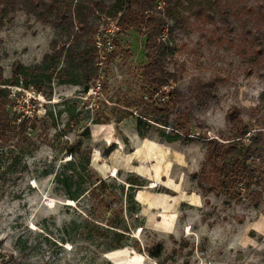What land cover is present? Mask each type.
<instances>
[{"label":"rangeland","instance_id":"1","mask_svg":"<svg viewBox=\"0 0 264 264\" xmlns=\"http://www.w3.org/2000/svg\"><path fill=\"white\" fill-rule=\"evenodd\" d=\"M259 1L264 2L231 0L253 9ZM95 9L89 23L104 26L111 17ZM120 30L119 26L110 41L112 49L83 92L84 83L73 84L63 76V68L72 67L65 60L67 45L59 57L52 56L64 37L21 10L1 26L3 77L18 62L26 76L37 67L35 77L41 84L40 91L10 86L13 108L28 117L36 115L46 131L22 161L16 151L0 149V264H264V148L252 162L255 171L248 189L201 192L195 182L207 140L229 135V109L238 111L250 132L264 131V102L259 97L264 60H248L237 29L223 32L184 14L180 26L163 34L170 47L164 64L172 78L161 93L172 86L190 92L194 83L212 79L213 96L199 108L196 94H190L193 105L185 128L175 131L180 139L166 142L160 134L172 133V128L140 120L141 132L136 129L141 102L149 101L140 75L144 37L142 31ZM84 39L75 44L78 50ZM45 53L50 57L43 60ZM50 65L55 68L47 82L45 67ZM84 71L74 68L71 79L80 81ZM118 100L134 105L126 108ZM118 117L122 118L115 122ZM105 118L107 123L96 122ZM84 126L89 133L82 139L91 149L89 166L99 177L116 183L128 175L143 180L134 193L138 209L131 219L125 217L131 230L123 248L105 251L100 232L85 222L94 217L87 213L89 201L69 202L54 185L57 164L68 158L61 145ZM45 168L50 173L43 174ZM133 219L139 227H132ZM135 241L139 251L133 249ZM155 246L157 258L152 256L158 253Z\"/></svg>","mask_w":264,"mask_h":264},{"label":"trees","instance_id":"2","mask_svg":"<svg viewBox=\"0 0 264 264\" xmlns=\"http://www.w3.org/2000/svg\"><path fill=\"white\" fill-rule=\"evenodd\" d=\"M158 4L161 5L160 8H157ZM95 8L104 12L105 17L117 16L120 31L131 29L142 31L145 63L140 71L141 86L147 93L146 98L149 101L141 102V113L136 129L141 132L140 120L172 128L174 130L172 133L160 134L166 142L180 139L175 131L185 128V116L190 112L189 106L193 105L190 94H196V107L199 108L213 96L212 79L194 83L190 92L183 93L172 86L170 91L161 93V88L168 85L172 78L164 64V55L170 47L168 39H164L163 34L170 35L180 26L184 14L214 28H221L223 32L237 29L248 60L253 62L259 58L264 60L263 1H259L253 9L250 5L234 4L231 0H0V28L16 10H21L41 24L54 29L59 37L65 39L53 51L52 56L59 57L64 53L65 44L67 45L65 60L69 61L72 67L63 68V76L69 77L73 84L84 83L83 92H86L88 89L86 84L96 77L98 69L95 61L97 55L92 43L96 24L88 21L89 14L95 13ZM83 37L85 45L78 50L75 44ZM51 48L54 49V43L51 44ZM49 57L50 55L45 53L43 60ZM78 66L85 68V71L80 81H73L71 79L73 69ZM54 68L52 65L45 67V70L49 71L46 76L47 82ZM37 71V67L33 68L30 76H26L22 73L20 63L15 62L11 65L10 75L3 77L0 65V149L5 147L8 152L16 151L15 156L21 161L24 156L36 150L39 137L44 134L46 127L39 124L41 119L36 115L28 117L13 108L9 87L23 86L24 89L31 87L40 91L41 84L35 77ZM157 92L160 95L155 97ZM259 97L264 102V89ZM117 104L126 108L134 105L119 100ZM121 118L118 117L115 122H119ZM226 120L229 135L219 136L220 140L216 138L207 140L204 159L198 173H195V182L201 192L222 190L237 193L239 187L248 189L255 171L252 162L262 156L264 131L255 129L250 132L248 124L240 118L235 109L228 110ZM108 121L109 119L105 118L96 122ZM88 137V129L84 126L72 141L61 145L63 155L68 158L57 164L53 172L54 185L67 200L76 204L81 200L89 201L87 213L94 217L85 222L100 232L105 251L123 248L127 245L125 239L131 230L127 227L125 217L131 219L138 209L134 193L143 185V180L136 175H128L123 181L116 183L113 178L99 177L89 166L91 149L82 141ZM245 137L247 142L243 141ZM184 138L188 140L189 137L185 135ZM22 167L25 169L24 162ZM50 168H45L43 174L50 173ZM262 189L264 190V181ZM94 212L96 215H93ZM132 227H139L135 219ZM132 246L139 251L137 241ZM154 250L157 251L158 246H155ZM157 252L152 256L157 258L159 251Z\"/></svg>","mask_w":264,"mask_h":264},{"label":"built area","instance_id":"3","mask_svg":"<svg viewBox=\"0 0 264 264\" xmlns=\"http://www.w3.org/2000/svg\"><path fill=\"white\" fill-rule=\"evenodd\" d=\"M161 5L158 4L157 8H160ZM118 19L116 17L107 18V23L104 26H97L93 33V48L97 55V65L101 64V61L104 59L106 54L110 49H112V45L110 41L112 40L113 35L118 31ZM96 89H99V84H96ZM94 92H98V90H93Z\"/></svg>","mask_w":264,"mask_h":264},{"label":"bare ground","instance_id":"4","mask_svg":"<svg viewBox=\"0 0 264 264\" xmlns=\"http://www.w3.org/2000/svg\"><path fill=\"white\" fill-rule=\"evenodd\" d=\"M69 202H71L70 200H68Z\"/></svg>","mask_w":264,"mask_h":264}]
</instances>
